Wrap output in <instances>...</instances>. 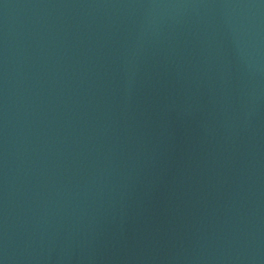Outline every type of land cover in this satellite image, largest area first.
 <instances>
[{
  "label": "water",
  "instance_id": "1",
  "mask_svg": "<svg viewBox=\"0 0 264 264\" xmlns=\"http://www.w3.org/2000/svg\"><path fill=\"white\" fill-rule=\"evenodd\" d=\"M0 264H264V0H0Z\"/></svg>",
  "mask_w": 264,
  "mask_h": 264
}]
</instances>
